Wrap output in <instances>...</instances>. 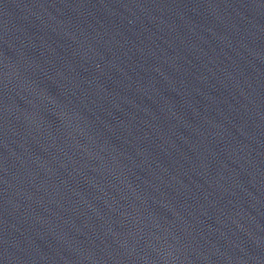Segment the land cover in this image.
<instances>
[{"label":"water","instance_id":"95a60500","mask_svg":"<svg viewBox=\"0 0 264 264\" xmlns=\"http://www.w3.org/2000/svg\"><path fill=\"white\" fill-rule=\"evenodd\" d=\"M0 264H264V0H0Z\"/></svg>","mask_w":264,"mask_h":264}]
</instances>
